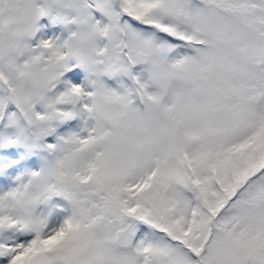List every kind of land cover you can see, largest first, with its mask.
Here are the masks:
<instances>
[{
    "label": "snow or ice",
    "instance_id": "1",
    "mask_svg": "<svg viewBox=\"0 0 264 264\" xmlns=\"http://www.w3.org/2000/svg\"><path fill=\"white\" fill-rule=\"evenodd\" d=\"M0 264H264V0H0Z\"/></svg>",
    "mask_w": 264,
    "mask_h": 264
}]
</instances>
